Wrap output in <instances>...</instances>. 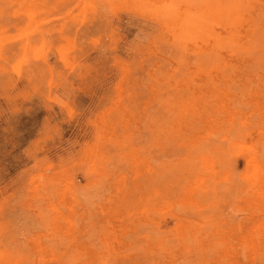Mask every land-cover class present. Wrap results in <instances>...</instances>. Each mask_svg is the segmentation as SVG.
I'll use <instances>...</instances> for the list:
<instances>
[{
	"label": "rangeland",
	"instance_id": "374dc122",
	"mask_svg": "<svg viewBox=\"0 0 264 264\" xmlns=\"http://www.w3.org/2000/svg\"><path fill=\"white\" fill-rule=\"evenodd\" d=\"M0 264H264V0H0Z\"/></svg>",
	"mask_w": 264,
	"mask_h": 264
}]
</instances>
